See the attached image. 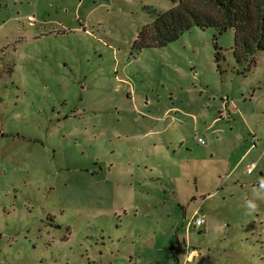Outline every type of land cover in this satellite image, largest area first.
Returning <instances> with one entry per match:
<instances>
[{"label": "rangeland", "instance_id": "obj_1", "mask_svg": "<svg viewBox=\"0 0 264 264\" xmlns=\"http://www.w3.org/2000/svg\"><path fill=\"white\" fill-rule=\"evenodd\" d=\"M173 6L0 0V264H264V52L134 47Z\"/></svg>", "mask_w": 264, "mask_h": 264}, {"label": "trees", "instance_id": "obj_2", "mask_svg": "<svg viewBox=\"0 0 264 264\" xmlns=\"http://www.w3.org/2000/svg\"><path fill=\"white\" fill-rule=\"evenodd\" d=\"M174 6L155 13L151 24L139 32L134 47L161 48L176 41L193 27L213 28L217 35L233 30L232 55L236 63H253L256 52H264V0H172ZM219 67L221 49L215 45ZM176 254L174 259L176 261Z\"/></svg>", "mask_w": 264, "mask_h": 264}, {"label": "built area", "instance_id": "obj_3", "mask_svg": "<svg viewBox=\"0 0 264 264\" xmlns=\"http://www.w3.org/2000/svg\"><path fill=\"white\" fill-rule=\"evenodd\" d=\"M197 143L200 144L201 146H205L208 142H206L205 140L201 139V138H198L197 139ZM251 149H254L256 148L255 146V138L252 137L251 139V146H250ZM256 165L254 163H251L248 168L246 169V173L248 175L252 174L254 172V169H255ZM205 220V217L204 215H201L200 214V210H198L197 212H195L193 214V217H192V220H191V223L189 224V227H195V228H201L203 225H204V221Z\"/></svg>", "mask_w": 264, "mask_h": 264}, {"label": "crops", "instance_id": "obj_4", "mask_svg": "<svg viewBox=\"0 0 264 264\" xmlns=\"http://www.w3.org/2000/svg\"><path fill=\"white\" fill-rule=\"evenodd\" d=\"M251 140V139H250ZM251 146V145H250ZM251 150H254V149H251L250 147H249V149H247V151L244 153V155L242 156V157H245L246 158V155H248V153L251 151ZM245 158L243 159V160H238V162H237V164H239V163H241L242 164V162L245 160ZM241 161V162H240ZM251 164V163H250ZM250 164H248L247 166H246V169L248 168V166L250 165ZM255 164V163H254ZM256 165V164H255ZM256 168V167H255ZM247 174V173H246ZM251 175V174H250ZM176 263L178 264V259H176Z\"/></svg>", "mask_w": 264, "mask_h": 264}, {"label": "clouds", "instance_id": "obj_5", "mask_svg": "<svg viewBox=\"0 0 264 264\" xmlns=\"http://www.w3.org/2000/svg\"><path fill=\"white\" fill-rule=\"evenodd\" d=\"M255 204L251 203V202H247L246 203V208L248 210V214H251L252 211L255 210Z\"/></svg>", "mask_w": 264, "mask_h": 264}]
</instances>
